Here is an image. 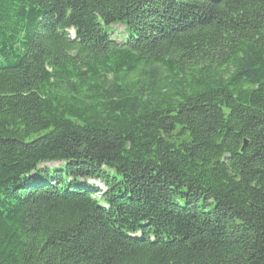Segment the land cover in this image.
Instances as JSON below:
<instances>
[{"label":"trees","instance_id":"obj_1","mask_svg":"<svg viewBox=\"0 0 264 264\" xmlns=\"http://www.w3.org/2000/svg\"><path fill=\"white\" fill-rule=\"evenodd\" d=\"M0 264H264V0H0Z\"/></svg>","mask_w":264,"mask_h":264},{"label":"rangeland","instance_id":"obj_2","mask_svg":"<svg viewBox=\"0 0 264 264\" xmlns=\"http://www.w3.org/2000/svg\"><path fill=\"white\" fill-rule=\"evenodd\" d=\"M57 165L59 164V163H56ZM50 166H53L54 164H49ZM61 165V164H60ZM43 166H45V165H43ZM95 182V184H97L98 186H100V188H102V189H104L105 187L100 183V182H98V181H94Z\"/></svg>","mask_w":264,"mask_h":264}]
</instances>
